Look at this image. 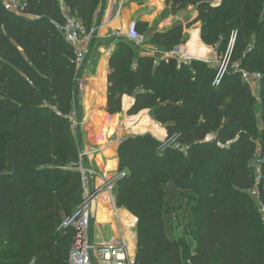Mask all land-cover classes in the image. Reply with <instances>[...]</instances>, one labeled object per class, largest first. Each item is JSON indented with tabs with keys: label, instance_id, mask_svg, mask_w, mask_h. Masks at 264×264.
Instances as JSON below:
<instances>
[{
	"label": "trees",
	"instance_id": "16d2710c",
	"mask_svg": "<svg viewBox=\"0 0 264 264\" xmlns=\"http://www.w3.org/2000/svg\"><path fill=\"white\" fill-rule=\"evenodd\" d=\"M103 1L65 3L91 30ZM165 2L171 14L193 6L196 15L152 31L160 55L117 37L108 66L106 111L121 113L126 95L125 109L134 100L130 126L146 113L167 132L164 140L145 132L118 142L113 192L117 208L131 213L123 210L127 221L138 219L134 264H264V224L250 194L255 99L241 72L262 73L264 108V0ZM27 13L0 1V264H68L75 229L62 223L83 196L82 134L71 119L80 105L76 55L51 23L62 20L59 0H28ZM196 23L201 33L188 41L185 30ZM135 29L145 35L149 24L137 20ZM234 33L239 68L229 65L220 82L215 63L170 55L187 41L204 53L202 40L221 54ZM259 141L264 170V136ZM165 182L197 197L194 251L167 232ZM260 188L264 203V176Z\"/></svg>",
	"mask_w": 264,
	"mask_h": 264
},
{
	"label": "rangeland",
	"instance_id": "374dc122",
	"mask_svg": "<svg viewBox=\"0 0 264 264\" xmlns=\"http://www.w3.org/2000/svg\"><path fill=\"white\" fill-rule=\"evenodd\" d=\"M194 11L195 10L193 7H189L181 11L177 15V17L173 19V22H174L173 24L183 23L186 26L188 23V20L191 21L194 19L195 17ZM126 13L129 14L128 11ZM168 13L169 12L166 9L165 13L163 14V17H166L167 15L169 16ZM99 23H101V20L100 18H97L94 23V27L96 29L95 40L91 43V53L85 65V69L91 67L90 73H88V75H85L83 71L80 76L81 78V82L79 83L80 90H81L80 91V105L73 104L72 111H71L72 112L71 116L76 121V123L73 122V126L75 130L77 131L79 128L82 134L81 139H82L83 152L93 153L94 151L95 152L99 150L101 151L102 147L113 146V144L115 143L117 144L118 141H120L122 138H124L125 136L129 134L152 132L156 136H158L160 139L164 140L166 138L167 132H164L162 125L157 123V121H155L148 114V112L147 114L150 118H147L146 120H145L146 113L141 115L140 117L133 116L134 118L131 123L140 124V126H138L137 128H134L132 125L130 126L129 119L131 117L130 115H128V110L125 109L124 107H123V111L119 113V115H116L113 118L114 120L112 123L113 131L111 134L107 136L108 139L105 144L100 145L99 143L95 141V139L93 138L90 139L89 135H91L90 129L92 128L91 127L92 110L101 109L102 111L106 112V108H103L99 104H94L96 106H94L93 109L88 107V104H87L88 101L86 99L90 100V96L92 95L90 84L93 79V74L96 73L97 64L100 63V61L103 59V57L101 56L107 53L106 52L102 54L101 49L104 48L106 50H110V49L112 50V47H114L116 38L121 36L119 35L120 31H118L119 33L116 32L115 36H112V37H108V36L105 38L99 37L98 32H97V27H96ZM155 30H161V29L159 26L158 28L157 27L149 28L148 31L145 33L146 39H145L144 44H140L139 47L146 51H151L155 55H158V54L160 55V54H163V52H159L158 50H156L150 41L151 33L152 31H155ZM185 31L189 35V39H188L189 41L191 34L194 31H198L199 33H201V23H196L192 25L190 28H186ZM200 39L202 40L201 34H200ZM187 42H184L181 46H179L177 49L172 51L170 55H174L179 60L196 58V59H201L207 62H213L216 65H218L219 70L222 69L223 67L227 69L229 65H232L235 68H237V65H239L238 64L239 60H236L235 62H233V56H232L235 38L233 41L232 39L230 40L228 47L221 54H218L214 46L208 45L203 40L202 42L208 46L207 51L201 54L189 51L185 46ZM254 42L255 40L253 39V43ZM181 48H185L184 54L180 52ZM195 55L201 56L202 58H199ZM99 75H100L99 84H103V83L105 84V80H106L104 76L105 74L103 75V73H101ZM250 86H251L253 97L255 99L254 106H253L254 120H255L254 136L257 139V146H259V143H260L259 138L264 136V114H263L264 108L262 107L263 79L259 81H256V80L251 81ZM103 92H104V89H103ZM149 120L152 122H150V125L148 127H145L146 121H149ZM143 121H145V123H142ZM155 123H157V125ZM258 154L259 152L256 151V155ZM86 161H87L88 167L95 169L93 167L94 165L91 163L90 155H87ZM95 170L98 172L100 176L99 170L97 169ZM118 175H119V172L117 171H116L115 176H112V174H106L104 171L102 173V176L107 177V178H114ZM165 188H166V205L164 209V215L167 220V232L171 238H175L182 243H186L189 247V251L190 250L194 251L195 246H196V225H197V215H198L197 197L191 190L179 189L172 182H165ZM101 200H102L101 201L102 203H106L102 197H101ZM97 225L99 226L97 227ZM97 228H100V223H99L97 216L94 215L92 219L91 228H90V238L93 244H95L94 235L96 234ZM103 232L104 231H102V233ZM117 240H120V238H117L116 241ZM10 250H11V246L7 248L6 252L9 253Z\"/></svg>",
	"mask_w": 264,
	"mask_h": 264
},
{
	"label": "built area",
	"instance_id": "2783aa9c",
	"mask_svg": "<svg viewBox=\"0 0 264 264\" xmlns=\"http://www.w3.org/2000/svg\"><path fill=\"white\" fill-rule=\"evenodd\" d=\"M5 9L13 12L16 15L32 17L27 13L28 0H0ZM128 0L121 1L122 8ZM62 13V20L58 21L51 19V23L62 34L66 42H68L75 51L76 69L78 71V81L81 82L79 74L84 71L86 62L91 53V43L95 38V27L88 30L84 22L79 19L75 13L66 5L65 0H59ZM120 13V11L118 12ZM135 23L132 22L126 32H120L119 35H124L131 41L137 44H144L145 35L136 31ZM232 41L235 38V33L232 36ZM237 68L239 66L237 65ZM226 68L219 70L216 76V82H220L224 76ZM243 78L249 83L253 80L259 81L263 78L260 72H249L241 70ZM73 122L76 123L71 116ZM258 155L251 161L250 166L254 173L255 183L250 190L255 203L258 206V211L264 224V203L261 198V184L263 180V159L260 156V146H258ZM86 155V157H85ZM87 153L82 152L80 161L76 164V169L81 172L83 196L82 201L76 210L67 216L62 226L65 228H74L75 236L72 247L69 253L68 264H134V259H131L127 254V247L124 239L119 241H109L103 244L95 245L91 242L90 228L93 216L95 215L96 207L101 201V197L109 201L114 206V186L116 177L107 178L101 177L102 181L97 182L99 177L95 169L87 165ZM119 176V175H118Z\"/></svg>",
	"mask_w": 264,
	"mask_h": 264
},
{
	"label": "crops",
	"instance_id": "0c3cea01",
	"mask_svg": "<svg viewBox=\"0 0 264 264\" xmlns=\"http://www.w3.org/2000/svg\"><path fill=\"white\" fill-rule=\"evenodd\" d=\"M122 0H104L103 3L98 8L97 17L100 18L101 23H99L97 27V32L99 37H112L115 36V33L118 31L126 32L128 27L132 22H136L137 20H141L147 22L149 24V28L152 27H160V29L164 30L170 26H172L173 19L177 17L178 14L174 15L170 13V8L167 6L165 0H128L125 5L121 7ZM124 1V0H123ZM158 3V4H156ZM193 7V6H191ZM194 8V7H193ZM166 9L168 10V14L166 17H163ZM120 11V13H118ZM128 11L129 14L126 13ZM196 12L194 11V16ZM130 16V17H129ZM128 23L126 24V22ZM119 23L120 26L117 25ZM119 33V32H118ZM114 47H112L113 50ZM111 49L106 50L104 48L101 49V53L104 54L101 57L103 59L100 63L97 64L96 73L93 74V79L91 81V93L90 100L88 101V107L94 108V104H99L103 108L107 106V95H108V72H109V59L111 55ZM90 63V62H89ZM101 68H100V67ZM100 69H104L106 72H103L105 76V84H99L100 82ZM91 67L84 69V74L88 75L90 73ZM103 86V87H102ZM105 88V95L103 92V88ZM105 98V100L101 101V97ZM126 96V95H125ZM123 97V107H124V99ZM128 96V95H127ZM85 100V101H86ZM134 103V100L132 104ZM131 104V106H132ZM130 106V107H131ZM127 110H129V108ZM125 108V107H124ZM119 115L118 114H109L107 111H102L101 109H94L91 113V135L90 139H95L97 143L103 145L106 143L108 139V135H106L103 129L109 124L113 123V118ZM90 116V115H89ZM118 123V122H117ZM119 142V141H118ZM118 143H115V146H107L102 147V150L90 153L88 152L87 155H90L91 163L94 165L93 167L100 172V176L97 179V182L100 183L102 180L101 177L103 171L106 174H112V176L116 175V171L118 172ZM102 201V200H101ZM99 202L96 207V216L100 223V228H97L96 234L94 235V243L95 245L103 244L109 241H116L117 238L123 239V230L122 226L119 222L118 216L113 214V204L109 201L106 203ZM105 201V200H104ZM115 209L117 206H114ZM125 209H121L123 211ZM126 213L127 210H125ZM131 214V213H130ZM137 222L136 219L135 225L132 227V235L135 239V252L133 255V259L135 258L136 251H137ZM99 225H97L98 227ZM102 231H104L102 233ZM100 232V233H99ZM119 241V240H117Z\"/></svg>",
	"mask_w": 264,
	"mask_h": 264
},
{
	"label": "bare ground",
	"instance_id": "6f19581e",
	"mask_svg": "<svg viewBox=\"0 0 264 264\" xmlns=\"http://www.w3.org/2000/svg\"><path fill=\"white\" fill-rule=\"evenodd\" d=\"M127 23L128 22H126V24ZM117 25L120 26L119 23H117ZM195 56H197V55H195ZM103 72H106V71L104 69H101L100 73H103ZM103 131H104V133L106 135H109V134L112 133L113 128H112V126L109 125V126L105 127L103 129ZM101 181L102 180H100V182ZM120 210L121 209H115L113 207V214L115 216L117 215L118 218H119V222H120V224L122 226V230H123L122 231L123 232L122 236H123V239H124V241L126 243V247H127V254H128V256L131 259H133V255H134V244H133V241H132V238H131V232H132L133 223H131L130 221H127L126 215L124 214L123 211H120Z\"/></svg>",
	"mask_w": 264,
	"mask_h": 264
},
{
	"label": "water",
	"instance_id": "95a60500",
	"mask_svg": "<svg viewBox=\"0 0 264 264\" xmlns=\"http://www.w3.org/2000/svg\"><path fill=\"white\" fill-rule=\"evenodd\" d=\"M180 52H181L182 54H184V53H185V48H181ZM85 157H86V155H85ZM118 177H119V176H117L116 179H118Z\"/></svg>",
	"mask_w": 264,
	"mask_h": 264
}]
</instances>
